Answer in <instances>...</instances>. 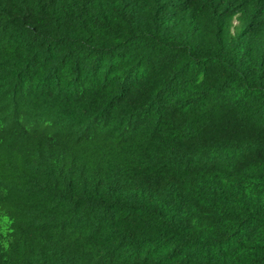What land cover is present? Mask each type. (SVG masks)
<instances>
[{
    "label": "trees",
    "instance_id": "1",
    "mask_svg": "<svg viewBox=\"0 0 264 264\" xmlns=\"http://www.w3.org/2000/svg\"><path fill=\"white\" fill-rule=\"evenodd\" d=\"M0 264H264V0H0Z\"/></svg>",
    "mask_w": 264,
    "mask_h": 264
}]
</instances>
